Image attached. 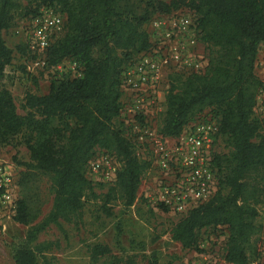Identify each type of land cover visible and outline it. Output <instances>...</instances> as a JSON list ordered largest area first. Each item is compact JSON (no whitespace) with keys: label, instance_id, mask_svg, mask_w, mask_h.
<instances>
[{"label":"trees","instance_id":"obj_1","mask_svg":"<svg viewBox=\"0 0 264 264\" xmlns=\"http://www.w3.org/2000/svg\"><path fill=\"white\" fill-rule=\"evenodd\" d=\"M24 1L18 21L36 15L41 7L64 17L61 33L43 53L42 68L68 60L75 63L79 76L51 82L43 95L26 93L23 115L15 113L9 92L0 88V144L14 146L19 137L29 158L22 166L48 176L53 194L49 211L36 223L26 203L15 202L11 219L26 230L11 251L13 264H57L47 254L53 243H36V238L50 225L71 222L85 201L99 199V209L109 216L112 202L129 208L136 200L150 162L136 154L133 135L119 118L120 76L149 48V22L176 11L192 15L197 40L210 55L200 74L167 75L156 134L177 137L188 122L211 115L227 151L213 155L216 192L177 216L170 240L182 250H198L200 232L224 227L223 263L249 264L255 259V239L261 232L255 224V207L264 190L258 185L264 170V119L253 108L264 80L255 76L253 65L264 43V0H144L141 6L135 0ZM18 9V0H0V82L12 53L1 33L11 26ZM18 51L34 59L24 43ZM259 133L261 139L254 142ZM96 150L118 164L114 181L100 194L94 193L85 176ZM88 256L93 264L99 259L134 264L115 259L107 246L98 243L89 246Z\"/></svg>","mask_w":264,"mask_h":264},{"label":"rangeland","instance_id":"obj_2","mask_svg":"<svg viewBox=\"0 0 264 264\" xmlns=\"http://www.w3.org/2000/svg\"><path fill=\"white\" fill-rule=\"evenodd\" d=\"M144 0H135L140 6ZM167 2L168 0H159ZM19 9L13 13L11 26L2 31L4 45L11 50V61L4 69V77L0 88L7 90L12 98L15 113L23 115V97L26 93L43 95L48 91L49 84L61 78L72 77L71 62L62 61L54 68L41 66L33 67V59L18 51L24 43V33L18 26V16L25 5L24 0H18ZM203 45V44H202ZM202 52L208 61L209 49L203 45ZM253 72L260 80H264V43L260 44L253 65ZM259 105L264 103V92L257 96ZM160 106V107H159ZM207 112V109L204 110ZM203 112V113H204ZM157 113V114H156ZM161 104L157 106L153 122L157 124ZM258 116V111L255 113ZM262 137L259 133L254 138L258 142ZM216 153H225L220 138L215 147ZM138 153L140 151H137ZM105 153L96 150L88 162L98 161ZM107 155V154H106ZM110 159L111 165L118 164ZM29 161L28 153L15 138L14 146L0 144V165L11 175L10 192L14 203L23 200L32 214L34 223L40 221L49 211L52 201V187L48 176L27 170L23 163ZM85 176L90 181L95 194L104 193L112 183L104 182L100 175L89 171L85 166ZM141 184L136 192V200L129 208H124L120 201L112 202L110 215L105 216L99 209V199L85 201L76 217L71 222H58L57 226L50 225L38 234L36 243L51 242L53 246L47 253L57 264H93L88 256L90 245L98 243L107 246L113 257L119 260H131L134 264H224L223 245L225 238L224 227L207 229L200 232L197 238V249L182 250L179 245L170 240L169 231L178 220L176 215L162 212L158 208L149 207L140 196L141 190L147 183L143 175ZM259 188H264V170L262 179L258 180ZM260 203L256 205L257 216L255 224L261 227V232L255 239L257 257L249 262H264V190L259 194ZM0 227V264H13L11 251L23 240L26 227L9 220H1ZM96 264H119L109 259H99Z\"/></svg>","mask_w":264,"mask_h":264},{"label":"built area","instance_id":"obj_3","mask_svg":"<svg viewBox=\"0 0 264 264\" xmlns=\"http://www.w3.org/2000/svg\"><path fill=\"white\" fill-rule=\"evenodd\" d=\"M63 25V15L50 7H41L36 15L19 20L27 54L34 56L33 67L44 65L43 53L61 33ZM148 29L149 48L121 72L119 118L128 134L133 135L136 154L150 162L144 174L148 177L147 183L140 196L149 207H160L182 216L216 192L212 159L216 154L218 124L211 115H201L188 122L177 137L167 138L156 134L152 120L163 101L167 75L171 72L200 74L207 59L202 52L203 45L197 40L192 15L176 11L157 16L149 22ZM71 69L79 76L75 63H71ZM257 111V117L264 119V103L259 105L256 100L253 113ZM111 158L105 154L98 161L88 162L89 171L112 183L117 168L111 165ZM11 185V175L0 165V227H3L1 220H9L14 214Z\"/></svg>","mask_w":264,"mask_h":264}]
</instances>
